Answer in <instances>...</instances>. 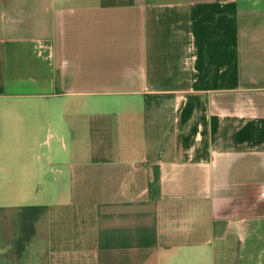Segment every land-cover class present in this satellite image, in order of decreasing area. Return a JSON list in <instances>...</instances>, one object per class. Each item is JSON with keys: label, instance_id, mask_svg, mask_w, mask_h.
<instances>
[{"label": "crops", "instance_id": "1", "mask_svg": "<svg viewBox=\"0 0 264 264\" xmlns=\"http://www.w3.org/2000/svg\"><path fill=\"white\" fill-rule=\"evenodd\" d=\"M263 96L264 0H0V264H264Z\"/></svg>", "mask_w": 264, "mask_h": 264}, {"label": "rangeland", "instance_id": "2", "mask_svg": "<svg viewBox=\"0 0 264 264\" xmlns=\"http://www.w3.org/2000/svg\"><path fill=\"white\" fill-rule=\"evenodd\" d=\"M264 97V96H263ZM239 101H237L238 102V104H240V105H242L245 109L247 108V107H251L252 106V104H254V103H250L249 101H251V100H249L247 97H245L244 95H238L237 97H236ZM258 105H259V109L260 110H264V100H260V102L259 103H257ZM256 105V104H255Z\"/></svg>", "mask_w": 264, "mask_h": 264}]
</instances>
